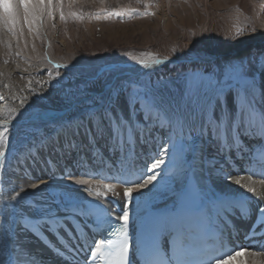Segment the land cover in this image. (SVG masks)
Here are the masks:
<instances>
[{
	"label": "snow or ice",
	"instance_id": "1",
	"mask_svg": "<svg viewBox=\"0 0 264 264\" xmlns=\"http://www.w3.org/2000/svg\"><path fill=\"white\" fill-rule=\"evenodd\" d=\"M74 2L0 0V29L16 35L23 20L33 30L43 20L54 19L57 10L65 20V7L71 9ZM135 11L102 10L95 18L131 17ZM182 55L187 66L169 74L153 67L164 64L159 59L138 60L142 68L108 65L67 78L57 72L51 87L57 90L62 109L57 114L33 112L25 118V108L11 125L23 121L16 145L10 144L9 120L0 121V185L4 186L0 191V264H43V257L20 243L28 235L63 264H229L243 255L256 258L252 264H264L261 253L226 243L221 228L224 223L234 230L230 217L237 214L247 228L246 238L264 237V191L255 187L264 185V180L232 174L238 172L233 166L236 157L245 160L246 172L264 176V150L256 149L257 144L264 148V42L235 55L209 52L194 44ZM48 62L61 67L51 58ZM169 64L175 67V61ZM5 111L11 116L17 113L16 108ZM160 131L163 139L154 135ZM52 155L60 159L54 162L48 158ZM62 161L71 166L61 170L59 179L65 185L56 183V168ZM37 164L46 166L47 179L31 175L29 169ZM101 170L112 173L106 179L125 185V202L116 209L118 216L102 201L75 195L106 197L114 192L112 183L95 190L83 187L90 184L83 175ZM21 178L35 182L22 185L17 182ZM216 179L238 186L240 192L218 190ZM179 181L185 184L180 211L149 209L157 195L175 193L174 184ZM133 211L138 223L135 236L129 234ZM77 216L92 218L98 230L111 228L110 235L116 238L94 235L91 244L89 237H83L79 244L53 247L47 233L59 239L65 222ZM84 253L88 255L81 260Z\"/></svg>",
	"mask_w": 264,
	"mask_h": 264
},
{
	"label": "rangeland",
	"instance_id": "2",
	"mask_svg": "<svg viewBox=\"0 0 264 264\" xmlns=\"http://www.w3.org/2000/svg\"><path fill=\"white\" fill-rule=\"evenodd\" d=\"M121 8L136 11L131 17L95 18L102 10ZM70 12L82 16L77 18ZM65 13L66 19H60V31L50 27L48 32L56 55L62 63L69 64L114 54L129 59L180 57L194 44L198 49L220 53L239 38L237 32H264V0H75L71 9L65 7ZM38 40L43 50L48 47L47 37ZM183 68L165 66L160 73ZM48 158L54 162L60 159L56 155ZM60 170L61 164L56 172Z\"/></svg>",
	"mask_w": 264,
	"mask_h": 264
},
{
	"label": "bare ground",
	"instance_id": "3",
	"mask_svg": "<svg viewBox=\"0 0 264 264\" xmlns=\"http://www.w3.org/2000/svg\"><path fill=\"white\" fill-rule=\"evenodd\" d=\"M55 25V27H53ZM62 23L60 20L59 13H55L54 19H45L42 21V26L37 28L35 25L33 30H29L27 22L21 20L20 28L16 35L7 32L6 29H0V96H3V100H0V121L4 119H8L10 122V144H17V137L19 135V130L23 124L21 121L20 124H16L15 127H11L16 119H19V113L24 112V109H27V112H24L25 118L33 112H41L48 111L53 114H57L62 109L63 105L59 99V95L57 90L51 87V84L54 83L53 78L56 76V73L59 72L61 76L67 78L73 76L77 73L83 72L90 68H99L108 65H119L123 69H132V68H142L143 66L138 65V60L144 59L148 62H151V58H140V59H129L126 56L121 55H112L108 58H94L87 61L69 64L62 63L58 56L56 55L55 49L53 45H50L49 40V28H54L57 32L60 31ZM56 32V33H57ZM55 33V34H56ZM255 36L250 39L248 37ZM47 37L49 41V45L46 49H42L39 46L38 38ZM56 37H58L56 35ZM59 38V37H58ZM262 42H264V32L259 31L257 33L245 34L242 37L237 38L227 49L222 50L220 53L222 54H242L250 47L259 46ZM10 45V46H9ZM19 53V55H17ZM41 54L44 55V58L40 59ZM48 58L55 63L61 65L60 68H54L52 64L48 62ZM159 60L163 61V65H154L153 67L161 70L165 66H172L169 64V61H175L176 68H185L187 66V58L184 56L180 57H166L159 58ZM67 66V67H64ZM51 73V76L49 75ZM29 81L31 84L29 85ZM42 81H47L48 83H42ZM23 101V106L21 102ZM5 108H16L17 113L15 116L9 115ZM0 130H3L0 127ZM154 135H158L163 139L164 133L162 131L154 133ZM246 143H251L247 141ZM257 152L264 150L262 146L256 145ZM143 151V150H141ZM223 161H221L222 163ZM233 166L238 169V172H233V175H245L252 176V178L256 181L264 180V176L259 174L254 175L251 171L246 172L244 169L247 166L246 162L243 158L237 159L233 157ZM46 166H44L45 168ZM57 174V173H55ZM49 172L42 174L40 178L47 179ZM88 178L85 175L83 178L88 179L90 181L89 185L83 187H90L95 190L98 185H103L107 183L113 182L109 180H105L103 177L109 176V172L101 170L97 175ZM58 177V175H56ZM59 179V177H58ZM18 183L25 185L30 182H35L34 180L28 179H20L17 181ZM57 184L65 185L66 181L63 179L57 180ZM115 185V191L109 192L106 197H91L86 193L76 192L75 195L78 199L84 200L87 196V199L91 200H99L102 201L108 206L110 210H112L115 214L120 215V212L116 209L123 207L125 202V197L123 194V185L120 181ZM183 181L176 182L174 184L175 193L169 192L166 195H157L149 202V209L153 208H167V212H171L172 210L178 209L177 199L178 193L184 186ZM215 187L219 189H224L233 193H239L240 189L238 186L234 184H230L227 181H223L220 179L215 180ZM257 191H264V185L257 183L255 185ZM4 190V186L0 185V191ZM18 190V189H17ZM5 195L8 193L5 192ZM210 196L211 193H208ZM249 195H254L249 193ZM133 198L136 197V193H133ZM171 206L172 208L168 207ZM59 215L62 216H71L70 213L61 212ZM235 216H238L235 214ZM134 228H138L137 216L135 211L130 213L129 220ZM66 228L60 230V237L53 235L52 233H47V236L52 238L53 242L56 246H63L64 241L72 240L74 237L80 242L81 234L85 237H89L88 243L91 244V237L94 236L92 234V230L88 225V221L86 217H75L74 219L68 220L65 222ZM75 224V227H73ZM97 238V237H96ZM20 243L25 247L31 249L34 252H37L41 257H43V264H63V262L59 261L53 254V252L46 247L43 243L36 240L35 237L28 235L27 237L22 236ZM259 244L261 245L259 250L257 247H249L246 248L249 252H259L261 253L260 260H264V237L260 235L255 238L254 243L252 245ZM87 253L81 255V260L87 256ZM256 259L253 257H249L247 255H243L241 257H236L233 260L229 261V264H242V262H247V264H252V261Z\"/></svg>",
	"mask_w": 264,
	"mask_h": 264
}]
</instances>
